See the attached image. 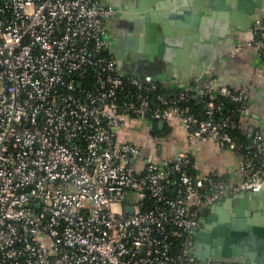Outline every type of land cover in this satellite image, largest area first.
<instances>
[{
	"label": "built area",
	"instance_id": "2783aa9c",
	"mask_svg": "<svg viewBox=\"0 0 264 264\" xmlns=\"http://www.w3.org/2000/svg\"><path fill=\"white\" fill-rule=\"evenodd\" d=\"M116 11L0 0V264H234L195 256L192 235L222 194L264 186V132L234 133L249 89L212 86L207 69L171 91L123 72L105 37ZM243 46L264 56V28L229 53ZM130 117L180 122L188 140L235 150L240 177L194 173L186 147L142 157L119 137Z\"/></svg>",
	"mask_w": 264,
	"mask_h": 264
},
{
	"label": "crops",
	"instance_id": "0c3cea01",
	"mask_svg": "<svg viewBox=\"0 0 264 264\" xmlns=\"http://www.w3.org/2000/svg\"><path fill=\"white\" fill-rule=\"evenodd\" d=\"M100 1L117 9L105 19V25L111 37L110 51L124 67L138 75L162 79L163 88L171 91L180 83H192L199 68L207 66L210 85H243L249 89V112L239 117L237 131L246 138L254 130L264 132V56L253 46L229 53L234 44L252 36L255 16L264 20V0H149L152 15L166 20L156 23L163 32L161 40L155 36L154 23L147 30L142 25L143 15L129 9L139 0ZM190 14L200 16L197 38L189 29L192 21L186 19ZM119 137L138 144L142 157H173L178 149L186 147L194 173H212L229 182L240 177V157L235 150L220 147L207 136L188 140L187 129L180 122L159 124L157 120L130 117ZM145 142L147 146H143ZM236 194H222L215 203L201 209L200 219L215 208L227 207L238 199ZM245 201L264 205V189L248 195Z\"/></svg>",
	"mask_w": 264,
	"mask_h": 264
},
{
	"label": "water",
	"instance_id": "95a60500",
	"mask_svg": "<svg viewBox=\"0 0 264 264\" xmlns=\"http://www.w3.org/2000/svg\"><path fill=\"white\" fill-rule=\"evenodd\" d=\"M129 9L143 15L142 25L147 30H150L152 23H154L157 30L155 36L157 40L162 39L161 26L159 27L156 23H165L166 20L152 15L149 0H139L137 5L130 6ZM187 18L192 21L189 26V29L193 31L192 36L197 38V25L200 16L190 14L186 16ZM254 25H257V28H264L263 18L255 16L252 19V30ZM105 28V37L109 41V52L113 54L110 51L111 37L106 25ZM114 57L123 72L135 74L127 66L124 67L118 57ZM206 67H200L196 74L205 70ZM161 123L162 121H159V124ZM263 189L264 186L258 190L237 192V200L232 201V199V203L227 207L223 209L215 208L210 214L201 218L200 225L192 235L193 254L204 261L217 258L234 264H264V205L248 204L245 201L248 195L258 194ZM128 209L132 210V207L129 206Z\"/></svg>",
	"mask_w": 264,
	"mask_h": 264
},
{
	"label": "trees",
	"instance_id": "16d2710c",
	"mask_svg": "<svg viewBox=\"0 0 264 264\" xmlns=\"http://www.w3.org/2000/svg\"><path fill=\"white\" fill-rule=\"evenodd\" d=\"M238 120H239V119H238ZM237 122H238V121H237ZM234 133H235L239 138H241V139H246L245 136H242V135L237 131V127L235 128Z\"/></svg>",
	"mask_w": 264,
	"mask_h": 264
},
{
	"label": "rangeland",
	"instance_id": "374dc122",
	"mask_svg": "<svg viewBox=\"0 0 264 264\" xmlns=\"http://www.w3.org/2000/svg\"><path fill=\"white\" fill-rule=\"evenodd\" d=\"M148 144H146V142L143 144V146H147ZM145 148V147H144Z\"/></svg>",
	"mask_w": 264,
	"mask_h": 264
}]
</instances>
